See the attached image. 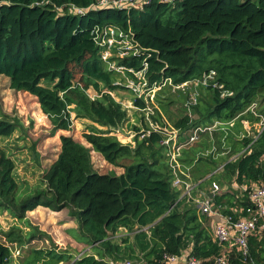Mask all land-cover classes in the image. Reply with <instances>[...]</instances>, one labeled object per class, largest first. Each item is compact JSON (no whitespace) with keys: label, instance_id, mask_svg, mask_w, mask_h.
I'll return each instance as SVG.
<instances>
[{"label":"trees","instance_id":"1","mask_svg":"<svg viewBox=\"0 0 264 264\" xmlns=\"http://www.w3.org/2000/svg\"><path fill=\"white\" fill-rule=\"evenodd\" d=\"M99 1L0 0V76L9 78L12 90L38 99L54 133L70 130L72 113L104 129L117 128L126 122L127 112L110 95L116 90L114 75L92 33L112 28L131 34L142 54L121 64L140 71L146 62L151 83L170 79L180 87L213 78L207 82L211 99L188 102V115L175 127L183 132L235 120L229 130L202 133L194 143L199 147L206 141L209 150L200 161L207 169L199 186L206 189L216 179L229 184L231 191L215 198L216 205L229 206L225 214H231L234 201L248 206L249 191L242 193L240 187L264 181V131L258 132L259 117L245 113L258 103V113L264 114V0H151L131 10L100 7ZM76 9L85 14H76ZM89 89L100 98L92 100ZM136 106L145 108L142 101ZM245 125L256 131L248 133ZM18 126L0 120V137H11ZM149 132L137 147L97 128L83 135L92 149L61 136V152L44 172L42 186L27 194L17 180L16 161L0 145V209L18 220L39 206L54 212L67 209L79 230L70 235L92 248L70 264H166V255L185 252L202 264H216L220 246L194 204L172 186L169 163H163L168 160L161 144L164 135ZM92 150L124 173L100 174ZM222 156L223 172L208 179ZM181 163L186 170V161ZM29 226L31 233L12 232L7 240L24 249L38 238H49ZM249 244L255 262L264 264V238H250ZM56 247L27 249L17 263L61 264L74 258ZM230 262L243 264L234 251ZM14 263L10 246L0 241V264Z\"/></svg>","mask_w":264,"mask_h":264},{"label":"rangeland","instance_id":"2","mask_svg":"<svg viewBox=\"0 0 264 264\" xmlns=\"http://www.w3.org/2000/svg\"><path fill=\"white\" fill-rule=\"evenodd\" d=\"M130 41L131 40L128 39L126 43L122 44L124 47H119L120 45L116 47L118 50L126 51L125 53H111V56H107L106 58L108 61L107 69L112 71L114 75L113 86L116 87V90H113L110 95L120 103L127 112L126 122L117 128L104 129L97 123L78 117L76 114L72 113V126L70 130L54 133L53 126L48 117L42 112L38 99L29 93L12 90L10 88L9 78L0 76V120L19 125L16 132H14L11 137H0V145H2L16 161V177L22 185V191H26L25 194L42 186L41 182L44 172L57 160L61 152V136L72 137L76 142L90 149H92V146L87 143L83 135L89 133L92 128L109 130L111 131L110 135L119 142L124 145L129 144L132 147H137V141H141L145 130L146 133L149 134V131L161 129L165 134L164 139L166 140L167 136H169V132L174 130L179 131V129H176L175 125L188 115L186 113L188 102H197L199 98L211 99V93L207 90V85L203 83V80L189 81L187 85L179 87L175 85L172 80L167 79L163 82L162 87L156 86L157 95L154 100L146 103V109H136V99H139L136 90H139L142 80L137 79L134 75L131 76L126 70L120 68L122 66V59H130L133 52L136 51ZM78 78L79 75H77V79ZM87 94L92 100L100 98L98 93L93 89H89ZM257 106L259 109V104ZM258 109L256 108L257 111ZM187 112L191 113L188 109ZM192 115L193 118H195V116L197 117L196 114ZM246 125L244 129L248 133L256 131L247 129ZM215 127H217L216 130H213L211 133L219 131L222 127L228 128L229 126L216 124ZM136 129H140V135L138 134V136ZM191 132L190 130H184L182 133L179 131L176 140L170 142V146L167 147V150L164 152V155L168 157V160L163 162L164 164L169 163L168 155L170 151H174L172 145L184 143L185 139L191 137ZM174 135L175 134H173L172 137H174ZM227 135L228 134L225 133L224 137ZM205 142L199 147H197L199 144H184L181 146L180 160L182 159L184 163L186 161L185 164L187 167L185 168H188L189 172H192L193 169L192 173H194V175L190 174V181L197 186L202 181L201 177L205 175L204 171L207 169L204 164L200 162L201 158H206L208 156L209 150L206 149ZM91 155L95 170L100 174L115 173L121 175V173L124 172L122 168L110 166L101 154L92 150ZM223 161L224 160L221 162ZM163 163L162 165H164ZM193 165H196V167L193 168ZM197 170H199L198 173ZM200 178L201 180H199ZM216 181L220 183L219 179H216ZM209 183L210 182L206 184L207 190L210 188ZM199 187L201 188V186ZM200 188H198L197 192L202 189ZM44 208L43 206H39L38 209L36 208L28 212L26 218L23 220H18L14 218L10 212L0 209V241H4L10 246L13 257L15 258L14 264H18L17 259L24 256L30 248H55L57 245L60 251L67 252L69 255L72 254L74 256V258L72 257V259L61 264L73 263L76 255L81 251H85L87 248L88 251L83 253H92L91 247L86 245L83 247L80 245L81 243L78 242L76 244L72 237H70V233L68 234L67 231L70 229H75L74 231L76 233L79 230L76 220L70 216L67 209L58 213H53ZM199 217L202 218L206 227L208 223L211 222L209 217H202L200 215ZM63 222H68V224H64ZM29 225L37 227L41 233L49 237V240L45 241L43 238H38L25 246L24 249L7 240L8 238L6 235L12 232L16 235H18L19 230L24 234L31 233ZM49 232L55 233L57 242H54L52 237L47 234ZM124 233L125 231L122 230L121 235Z\"/></svg>","mask_w":264,"mask_h":264},{"label":"built area","instance_id":"3","mask_svg":"<svg viewBox=\"0 0 264 264\" xmlns=\"http://www.w3.org/2000/svg\"><path fill=\"white\" fill-rule=\"evenodd\" d=\"M151 0H100L98 6L106 7L112 6L121 10H131L134 8L142 9L144 4H149ZM163 3L173 4L175 0H160ZM74 11V10H73ZM76 14H85L83 10L76 9ZM96 44L103 48V60L107 64V56L117 53H125L126 51L118 50L116 47H124L122 44L126 43L128 39L131 41V45L136 49L133 52L132 56H139L142 54V50L138 47L137 44L133 41L132 35L124 33L119 29L104 28V29H95L92 33ZM133 50V49H132ZM127 59V58H126ZM124 60V59H122ZM120 68L126 70L131 76H135L137 79H141L142 83L139 87V90H136V94L139 96V99L136 101H142L145 104V108H138L135 105V108L138 110L146 109V103L154 100L157 95V87L163 86L158 83H151L146 75L148 64L144 63V68L140 71L134 69H127L124 66ZM138 76V77H137ZM209 80H213L211 76L205 77L203 83L207 85ZM188 83L183 84L182 86L187 85ZM94 100V99H93ZM136 104V103H135ZM258 104L253 103L248 110L245 112H250L254 116L260 118L259 123V134L264 131V114H259L256 108L258 109ZM216 124H222L223 122H215ZM215 124V125H216ZM215 125L198 127L191 129V137L185 139L184 143L179 145H172L174 151H170L169 156V167L172 173L173 181L172 186L181 192V198H187L188 201H191L194 206L197 208V211L200 216H206L211 219V222L208 224V229L211 231L213 241L220 246L221 253L215 258L216 264H231L230 254L234 251L240 256V261L243 264H257L252 257L250 249V238H257L259 241H262L264 238V181L253 183L251 185L243 184L240 187L242 193L249 191L248 201L250 202L248 206H241L237 201H234V206L229 210L231 214H225L224 211L228 210L229 206L222 205L218 206L215 203V198L221 196L229 191L231 188L229 184L222 185L221 183L214 180L211 183V186L208 190L198 191V186L194 183H191V173L189 169H184V165L181 163L180 155L182 150V145H191L200 140V136L205 132H212L216 130ZM224 127H222L223 129ZM180 131V130H179ZM179 131L169 132L166 140L163 139L161 144L164 147H169L170 142L176 140ZM154 132L164 134L160 129H156ZM181 132V131H180ZM182 133V132H181ZM150 134V133H149ZM144 132V135H149ZM174 135V137H172ZM142 135V138L144 137ZM165 138V134H164ZM235 157H232L230 160H235ZM224 165L220 166L212 175L208 176L210 179L214 174H219L223 171ZM235 189H239L234 185ZM209 193H213L212 198L208 197ZM84 253H79L75 257V261L82 258ZM166 264H177L179 262H184V264H202L195 256H192L189 252H185L180 256H169L164 257ZM117 264H134L131 261H125Z\"/></svg>","mask_w":264,"mask_h":264},{"label":"crops","instance_id":"4","mask_svg":"<svg viewBox=\"0 0 264 264\" xmlns=\"http://www.w3.org/2000/svg\"><path fill=\"white\" fill-rule=\"evenodd\" d=\"M235 120H232V121H230V122H227V124L225 123L224 125H226V126H229L228 128H225L226 130H229V128H231L232 126H234L235 125V122H234ZM234 124V125H233ZM220 159L218 160L219 162V164H220V166H223L224 164H222V160H226V158H225V156L224 157H219ZM223 161V162H224ZM110 166H112V165H110ZM124 171V170H123ZM223 172V171H222ZM222 172H220V173H222ZM124 173V172H123ZM123 173H121V174H123ZM219 173V174H220ZM117 175H120V174H117ZM198 188H200L199 186H198ZM205 188H206V186H205ZM201 189V188H200ZM202 190V189H201ZM204 190H207V189H204ZM39 208V207H38ZM37 208V209H38ZM44 209H46L47 211H51L50 209H48V208H44ZM51 212H53V213H58V212H54V211H51ZM73 222V221H72ZM64 224H68V222H63ZM77 227H78V225H77ZM75 229H70V230H68L67 232H68V234H69V231H74ZM42 231V230H41ZM50 237H52V240L54 241V242H57V237H56V235H55V233L54 232H49V233H47ZM70 235V234H69ZM70 237H72V236H70ZM45 241H48L49 239L48 238H46V237H44L43 238ZM72 239L75 241V243L77 244V241L72 237ZM81 246H83V247H85V245L84 244H80ZM86 251H88V248L87 249H85V251H81V253H83V252H86Z\"/></svg>","mask_w":264,"mask_h":264},{"label":"water","instance_id":"5","mask_svg":"<svg viewBox=\"0 0 264 264\" xmlns=\"http://www.w3.org/2000/svg\"><path fill=\"white\" fill-rule=\"evenodd\" d=\"M212 196H213V193H209V194H208V197H209V198H212ZM177 264H184V262L182 261V262H179V263H177Z\"/></svg>","mask_w":264,"mask_h":264}]
</instances>
